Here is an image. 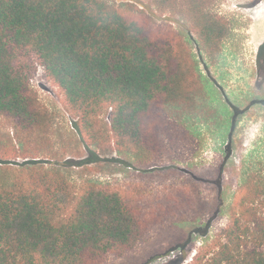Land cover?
Returning <instances> with one entry per match:
<instances>
[{
	"label": "trees",
	"instance_id": "trees-1",
	"mask_svg": "<svg viewBox=\"0 0 264 264\" xmlns=\"http://www.w3.org/2000/svg\"><path fill=\"white\" fill-rule=\"evenodd\" d=\"M214 2L152 0L185 23L210 59L229 32L211 14ZM36 66L61 91L85 147L110 145L140 165L173 159L192 122L220 126L226 116L186 40L133 3L0 0V117L20 143L53 128L30 85ZM16 154L0 150V264H106L201 210V194L187 181L148 188L86 182L75 190L71 168L15 166ZM242 170L227 225L187 264H264V164Z\"/></svg>",
	"mask_w": 264,
	"mask_h": 264
},
{
	"label": "rangeland",
	"instance_id": "rangeland-1",
	"mask_svg": "<svg viewBox=\"0 0 264 264\" xmlns=\"http://www.w3.org/2000/svg\"><path fill=\"white\" fill-rule=\"evenodd\" d=\"M106 1L136 4L153 21L170 25L186 40L226 113L221 125L192 122L189 142L173 159L140 165L110 145L85 147L61 91L36 66L30 85L39 104L53 116L51 133L20 143L12 124L0 117V150L15 147L17 157L9 160L15 166L71 168L67 178L75 190L86 182L103 186L143 182L147 188L174 181L193 183L201 194V210L193 219L178 228L154 230L133 252L106 263L187 264L199 249L209 248L227 225V210L242 182L244 163L264 164V56L259 52L264 44V0H215L210 12L227 23L229 32L212 59L200 51L182 20L159 10L152 0ZM101 127L107 133L109 111L101 116Z\"/></svg>",
	"mask_w": 264,
	"mask_h": 264
}]
</instances>
